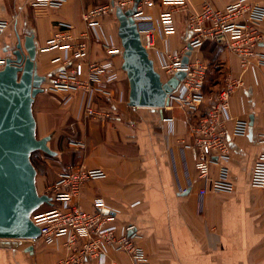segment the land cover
<instances>
[{
	"label": "crops",
	"instance_id": "0c3cea01",
	"mask_svg": "<svg viewBox=\"0 0 264 264\" xmlns=\"http://www.w3.org/2000/svg\"><path fill=\"white\" fill-rule=\"evenodd\" d=\"M29 1L0 0V21L11 22L19 13V20L3 33L8 38L15 28L33 30L41 49L39 74L49 79L33 110L38 138L51 136L48 145L57 155L35 153L41 161L37 164L39 193L49 194L59 176L75 167L102 169L106 177L88 182L76 203L94 212L97 199L106 201L117 212L120 228L135 227L133 235L150 264H264V187L253 184L256 163L264 153V64L255 59L254 71L244 74L235 54L223 45L207 42L190 57V62L201 59L208 66L202 103L188 106L174 98L164 109L133 108L128 105L130 85L122 69L116 17L110 11L95 17L96 24L84 19L91 9L111 6L116 0H68L57 11L27 9L21 13ZM237 1L188 0L185 8L178 9L154 0V7L144 6L150 19L140 22V28L154 30L156 43L150 52L164 81L169 79L163 70L167 54L180 53L192 37L190 17L205 4L223 9ZM253 1L264 6V0ZM161 11L174 12L175 31L169 37L161 32ZM260 30L264 35V21ZM59 35L68 47L47 49ZM81 42L88 48L83 77L88 87L52 89L57 74L73 68L72 49ZM259 52L264 57V41ZM89 63L104 66L98 81L89 82ZM227 78L243 80L245 88L230 98L233 120L226 128L231 134V159H215L210 176L218 179L221 166L226 165L232 189L209 190L201 199L199 191L209 189L210 183L198 179L192 157L194 130ZM88 106L101 116H88ZM251 116L255 121L248 135L233 136L236 122L250 124ZM53 206L50 203L41 212ZM66 241L67 237H61L52 246L40 240L19 241L16 247L0 248V264H56L70 254ZM90 264L134 263L126 253L109 252Z\"/></svg>",
	"mask_w": 264,
	"mask_h": 264
},
{
	"label": "built area",
	"instance_id": "2783aa9c",
	"mask_svg": "<svg viewBox=\"0 0 264 264\" xmlns=\"http://www.w3.org/2000/svg\"><path fill=\"white\" fill-rule=\"evenodd\" d=\"M68 0H30L21 8L23 13L27 9L36 12L47 10L57 11ZM124 10L131 9L137 0H116ZM188 0H164L166 4L185 8ZM144 6L154 7V0H140L135 19L140 23L150 18L144 14ZM111 6L97 7L85 14L84 19L89 24H96L95 17L109 13ZM172 11H161L159 15L161 32L169 37L175 31ZM19 20V13L14 15L11 22L0 21V35ZM264 21V6L253 0H239L223 9H215L210 4L190 17L189 27L191 39L178 54H167L163 65L164 73L170 78L180 70L187 71V77L182 82L179 93L173 97L178 98L184 105L196 106L202 103L206 96L203 92L207 78L208 66L203 60L197 59L188 66H182V59L189 51L201 49L207 42H215L225 46L235 54L241 63L243 73L253 72L257 59L259 65L264 64V57L259 48L264 41L260 27ZM154 30H141L144 46L151 50L155 46ZM63 37L59 35L48 43L47 49L68 47L62 43ZM88 57V48L84 42L76 44L72 49L73 68L57 74L52 89H80L88 85L83 80L85 76V59ZM5 59L0 56V69ZM91 72L90 81H98L100 74L105 71L104 66L98 63H89ZM243 80L227 78L223 88L215 95L210 111L204 115L195 128V143L192 146V157L196 163L198 179L210 183V188H203L199 196L203 199L209 190L231 191V173L226 165L221 166L218 179L210 176V164L215 161L229 162L231 159L230 139L226 125L233 120L230 111V98L239 89H244ZM86 113L90 117L101 116L92 106H88ZM250 124L245 120L236 122L233 136H247ZM264 144V136L261 138ZM106 173L102 169H92L85 165L75 167L61 174L49 189L52 198V210L35 213L33 221L41 229L40 241L52 246L61 237H67L65 248L70 254L58 259L56 264H90L95 258L109 252H123L128 254L134 264H150L142 247L133 235L135 227L126 225L120 228L116 222L117 213L111 209L106 201L97 199L94 203L95 211L87 212L76 203L82 195L85 185L94 180L103 179ZM253 184L264 187V153L257 161L254 171ZM192 187V186H190ZM187 190H185L186 192ZM38 240V241H39ZM34 242V241H33Z\"/></svg>",
	"mask_w": 264,
	"mask_h": 264
},
{
	"label": "water",
	"instance_id": "95a60500",
	"mask_svg": "<svg viewBox=\"0 0 264 264\" xmlns=\"http://www.w3.org/2000/svg\"><path fill=\"white\" fill-rule=\"evenodd\" d=\"M139 2L126 10L117 1L111 3V12L118 21L122 69L130 85L128 105L164 109L179 93L187 71L180 70L163 80L134 17ZM40 52L33 30L15 28L8 38L4 33L0 35V56L5 59L0 69V248L16 247L19 241L37 242L41 229L32 216L52 201L48 194L39 193L38 169L32 162V155L38 151L57 155L48 145L51 136H37L34 102L49 82L48 77L39 74ZM191 55L190 47L182 59L183 67L189 65ZM254 121L251 116L250 126Z\"/></svg>",
	"mask_w": 264,
	"mask_h": 264
},
{
	"label": "rangeland",
	"instance_id": "374dc122",
	"mask_svg": "<svg viewBox=\"0 0 264 264\" xmlns=\"http://www.w3.org/2000/svg\"><path fill=\"white\" fill-rule=\"evenodd\" d=\"M37 158H38V156H34V157H33L35 163L38 164V165H39V164L41 165V161H40V160L38 161L39 158H38V159H37ZM47 206H48V204L42 206V207H41L36 213H39V212H41V211H44V210L47 208Z\"/></svg>",
	"mask_w": 264,
	"mask_h": 264
},
{
	"label": "trees",
	"instance_id": "16d2710c",
	"mask_svg": "<svg viewBox=\"0 0 264 264\" xmlns=\"http://www.w3.org/2000/svg\"><path fill=\"white\" fill-rule=\"evenodd\" d=\"M34 156H35V153L32 155V162L34 163V165L36 166V168H38V167H37V164L35 163V161H34V159H33Z\"/></svg>",
	"mask_w": 264,
	"mask_h": 264
}]
</instances>
